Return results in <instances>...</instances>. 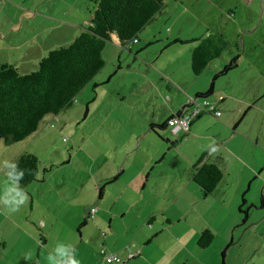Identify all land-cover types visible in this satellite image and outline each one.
Listing matches in <instances>:
<instances>
[{
    "label": "crops",
    "instance_id": "0c3cea01",
    "mask_svg": "<svg viewBox=\"0 0 264 264\" xmlns=\"http://www.w3.org/2000/svg\"><path fill=\"white\" fill-rule=\"evenodd\" d=\"M6 1L0 0V5ZM162 1L163 10H166L153 19L160 24L152 36L143 39L145 45L138 50L156 46L146 63L152 64L162 59L165 64L162 68L150 65L153 77L150 78L146 71V78H141L144 84L140 95L145 99V104L130 101L124 120L119 115L115 116L116 122L122 125L129 122L128 115L131 116L130 120H134V112H138L136 116H139L138 120L131 122L128 134L122 135L128 142L119 170L112 176L113 172L106 167L100 166L96 170L91 167L77 184L72 183V188L59 180L53 184L50 178L52 170L44 168L42 173H36V181L22 188L28 200L18 211L9 213L0 203V264H49L47 256L58 243L71 244L80 264H103L98 256L99 248L116 254L122 260L126 259L128 252L136 255L122 264H187L190 259L192 264H201L204 249L196 246V240L206 228L200 223L202 218L197 223L193 221L197 216L194 207L204 202V198L199 195L200 189L191 179L192 165L199 159L201 161L197 167L212 164L222 174L208 196L219 205L230 194L232 198L229 204L235 206L236 210L238 198L253 205L248 211L249 216L255 218L252 224L263 230L264 237V177L260 164L264 160V140L260 142L258 124L261 123L264 130L258 105L264 98V91L261 92L262 72L258 67L259 58L264 56V32L261 30L264 0ZM169 5L172 7L167 10ZM181 16L186 18L179 19ZM72 27L73 32L62 29L70 36L64 38L63 42L57 40L58 46L69 44L81 31L79 25ZM210 35L221 36L228 46L221 56L211 60L197 75L199 78L193 77L190 74L189 55L196 43L189 42ZM173 40L186 42L171 44ZM137 43L138 39L129 43L128 51L133 49L130 45ZM34 44L31 43V46ZM31 46L29 49H32ZM49 50L47 48L44 53L33 56L35 59L17 66L19 72L26 74L33 71L38 59ZM233 57L236 58V68L211 82L214 72ZM1 64L5 63L0 59ZM211 83L213 86L207 99L214 104L220 116H198L185 134H171L167 126L169 119L185 113L188 101L198 93H206ZM249 110L254 114L249 117L247 129L241 132L240 122ZM44 123L32 137L42 127L46 130L39 137L44 133L53 136L55 133L48 132L47 128L58 129L65 125L56 116L47 117ZM151 124L160 125L162 129L156 130L155 134L150 130ZM255 128L256 133L252 135ZM263 130H260L261 136H264ZM205 132L210 134L206 135ZM238 138L239 143L234 146ZM2 146L10 148V152H4L0 147V168L5 160L14 163L24 153H31L37 160H47L39 156V151L32 149L31 143H3ZM213 148L217 152L210 154ZM113 177L114 180L110 182ZM5 180L4 171L0 170V192ZM252 181H255L253 185ZM58 182L74 193L73 214L45 211V201L54 200L56 193L52 192V186L59 185ZM256 182L258 185L253 190V196H259L261 206L244 197L251 193V187ZM114 186L120 188L111 200L105 196V192ZM66 188L60 187L55 192L59 191L57 193L64 196L61 192ZM47 192L50 193L48 196ZM95 192L98 193L96 199ZM119 201H122L121 205L117 204ZM65 207L61 206L62 209ZM89 208H95L91 219L87 216ZM187 214H191L192 218H186ZM233 220L236 221L235 218ZM211 228L209 226L210 230H206L211 233Z\"/></svg>",
    "mask_w": 264,
    "mask_h": 264
},
{
    "label": "rangeland",
    "instance_id": "374dc122",
    "mask_svg": "<svg viewBox=\"0 0 264 264\" xmlns=\"http://www.w3.org/2000/svg\"><path fill=\"white\" fill-rule=\"evenodd\" d=\"M171 7L169 5L167 10ZM89 10L90 4L87 0H7L4 5H0V59L5 64L14 65L17 68V66L27 63L28 60L35 59L33 56H36L37 53H44L47 48L56 49L57 40L63 42L64 38L70 36L67 31H62V29L72 31L73 25H79L82 30L88 25L91 17ZM165 10L162 9L161 12ZM184 17L186 18V16H181L179 19ZM159 24L158 20H154L146 25L138 34V43L130 45L133 48L131 51L125 49L117 55L121 50L118 45L115 43L105 45L101 52L103 67L78 92L71 107L56 115V119L59 118L65 125L58 129L47 128L48 132L53 131L55 135L50 136L44 133L39 137V134L46 130L42 127L41 131L33 137L16 143L17 145L31 143L32 149L39 151L41 158L47 159L37 160L40 163L37 173H42L44 168L47 171L52 170L50 178L53 180V184H55V180H59L72 188L74 186L72 183L77 184V181L84 177V172L91 167L94 170L100 166L106 167L113 172L112 176L119 170L121 158L125 156L124 148L127 147L126 143L128 142V139L123 136L128 134L131 122L138 120L139 116H136L138 112L133 111L134 120H130L131 116L128 115L129 122L125 125L116 122L115 116L119 115L124 120L125 109L126 106H129L130 101L139 105L145 104V99L140 95L144 84L141 78H146V71L149 72L150 78L153 77L151 73L153 68L150 65L162 68L165 64L162 59L152 64L146 63V59H150L157 48L156 46L138 50L139 47L145 45L143 39L152 36ZM261 30L264 32V23ZM33 42L35 44L31 46ZM25 46L27 47L25 48ZM30 46L32 49H29ZM258 67L262 72V92L264 88V56L259 58ZM92 84L95 85L92 86ZM258 105L261 109L259 115L264 120V98ZM233 107L235 108V105ZM252 114L254 111L249 110L247 116L243 117L239 131L244 132L247 129L249 117ZM258 124L260 142H262L264 136H261L260 130L263 128L261 123L258 122ZM114 125L118 128L115 129ZM255 133L256 128L252 135ZM204 134L209 135L210 133L205 132ZM251 142L253 145L254 142ZM238 143L239 138L235 141L234 146H237ZM0 147L4 152H10V148H4L2 143H0ZM129 162L131 161H127V163ZM260 164L264 177V160ZM51 166L54 169H51ZM234 166L235 164L232 165V167ZM59 182V185L52 186L53 191H51L56 195L52 194L55 196L53 201L50 199L45 201V211L73 214L75 201L72 196L74 193L72 194L69 188ZM254 182L252 181L251 185ZM257 185L256 182L254 187H251V193L244 197L259 205V196H253V190ZM60 187L66 188L64 192L60 191L65 194H63L64 196H60L57 193L59 191L55 192ZM114 188L116 186L105 192V196L111 200L114 199L120 187L115 190ZM49 194L47 192L46 195ZM97 195L98 193L95 192V199ZM231 198L229 194L225 197L224 202L218 205L215 199L208 196L204 198V202L194 207L197 216L193 222L197 223L202 218L203 221L200 223H203L204 228L213 227L211 228L213 237L210 245L202 252L201 264H215V262L219 264L221 260L224 261V264H264L263 230L255 228L252 223L256 220L254 217H250L249 213L246 223L242 226L238 225L241 217L235 206L229 204ZM237 202L239 205L240 198ZM121 203L122 201H119L117 204L121 205ZM65 205V209H62L61 206ZM187 217L191 219L192 215L188 216L187 214ZM187 264H192V260L190 259Z\"/></svg>",
    "mask_w": 264,
    "mask_h": 264
},
{
    "label": "trees",
    "instance_id": "16d2710c",
    "mask_svg": "<svg viewBox=\"0 0 264 264\" xmlns=\"http://www.w3.org/2000/svg\"><path fill=\"white\" fill-rule=\"evenodd\" d=\"M87 2L90 4L91 14L88 25L82 28L69 44L47 51L37 61L33 71L21 74L13 66L0 65V141L2 144L27 140L44 124L47 117L56 116L60 111L71 107L74 97L103 67L101 52L105 45L114 41L119 48L128 50V44L136 41L139 32L150 24L164 7L162 0H87ZM184 42L186 41L173 40L171 44ZM189 43H196L189 55V67L193 76L201 73L211 60L221 56L228 46V43L217 35L191 40ZM235 68L236 58L233 57L225 62L219 71L214 72L211 82L223 77L227 72H232ZM211 86H213L212 83L206 93H198L194 98L207 99L211 94ZM213 108L215 110L214 104ZM189 110L190 107L187 104L183 114H188ZM183 114L174 115L171 118ZM204 114L212 113L197 115L193 120ZM167 126L170 130L172 129L168 122ZM158 129H162V126L150 125L153 133ZM200 161L201 159L192 165L191 179L199 187V195L205 198L214 191L222 174L212 164H201L197 167ZM14 163H17V171L28 170L18 182L21 188L36 181L39 162L31 153L20 155ZM114 178H111L110 182ZM97 190L100 195L101 187ZM261 205L262 201L259 199V206ZM252 207L253 205H248L241 199L237 207V213L241 217L238 225L242 226L246 223L248 211ZM212 237L209 230H203L197 236L196 246L206 249ZM100 250L106 255H115L120 261L119 264L136 256L128 252L126 259L122 260L116 254L99 248L97 252L102 261L103 256ZM129 254L132 255L131 258H128ZM219 264H224V261L221 260Z\"/></svg>",
    "mask_w": 264,
    "mask_h": 264
},
{
    "label": "clouds",
    "instance_id": "9594fccd",
    "mask_svg": "<svg viewBox=\"0 0 264 264\" xmlns=\"http://www.w3.org/2000/svg\"><path fill=\"white\" fill-rule=\"evenodd\" d=\"M0 143H2V141H0ZM215 152H217V150L213 148L210 154ZM0 170L4 171L6 177L3 190L0 192V203L5 206L9 213L16 212L19 210L20 206L28 200V196L18 183L24 177L25 171L28 170L21 169L17 171V163L7 160L3 162V166ZM69 249H71V251H69ZM53 252L55 255H53ZM75 256L76 250L71 244L62 245L58 243L52 252L48 254L47 260L49 264H80V261L75 258Z\"/></svg>",
    "mask_w": 264,
    "mask_h": 264
},
{
    "label": "built area",
    "instance_id": "2783aa9c",
    "mask_svg": "<svg viewBox=\"0 0 264 264\" xmlns=\"http://www.w3.org/2000/svg\"><path fill=\"white\" fill-rule=\"evenodd\" d=\"M135 42V41H134ZM221 100L222 97H219ZM188 105L190 107L188 114H183L180 116H176L174 118H171L168 121V125L172 128L170 130L171 134H176L179 131H182L183 133L186 132L190 124L193 120V118L197 115L203 114V113H212L214 114V117L220 116V113L218 111H215L213 108V103L208 99H191L188 101ZM95 212V208H89L87 209V216L93 217V214ZM103 256L104 264H112V263H120L118 258L113 254H104L102 250L99 251ZM132 255L129 254L128 258H131Z\"/></svg>",
    "mask_w": 264,
    "mask_h": 264
}]
</instances>
